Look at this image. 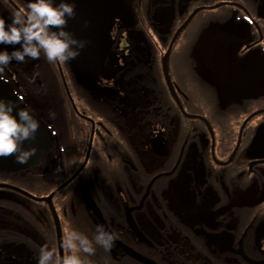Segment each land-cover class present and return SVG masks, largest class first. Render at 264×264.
I'll list each match as a JSON object with an SVG mask.
<instances>
[{"label": "flooded vegetation", "instance_id": "obj_1", "mask_svg": "<svg viewBox=\"0 0 264 264\" xmlns=\"http://www.w3.org/2000/svg\"><path fill=\"white\" fill-rule=\"evenodd\" d=\"M94 1L90 71L41 54L0 79L53 135L0 170V264L97 225L117 239L86 264H264V0ZM30 2L0 0V18Z\"/></svg>", "mask_w": 264, "mask_h": 264}, {"label": "clouds", "instance_id": "obj_2", "mask_svg": "<svg viewBox=\"0 0 264 264\" xmlns=\"http://www.w3.org/2000/svg\"><path fill=\"white\" fill-rule=\"evenodd\" d=\"M75 14L74 4L67 0H31L26 9L12 14L11 22L0 18V44L13 46L12 51L0 50V79H5V69L12 61L23 63L26 57L35 60L43 54L49 63L61 64L75 59L85 46V41L66 30ZM49 115L55 117L54 113ZM38 130L39 121L31 109H17L12 101L0 99V157L14 156L15 163L28 164L37 148H26L24 142L35 139ZM116 239L103 225L96 226L91 238L68 228L62 238L63 254L45 243L38 249L37 264H86L80 253L95 255L98 246L110 250Z\"/></svg>", "mask_w": 264, "mask_h": 264}, {"label": "water", "instance_id": "obj_3", "mask_svg": "<svg viewBox=\"0 0 264 264\" xmlns=\"http://www.w3.org/2000/svg\"><path fill=\"white\" fill-rule=\"evenodd\" d=\"M99 24H100V18L97 19V22L96 20H92L91 23H87L84 20V22L82 23L79 24L76 23V24H72L71 26H68V31H70L75 38H79L78 36H81L79 40L85 41V46L80 50L79 55L74 59V61L77 66H80L83 69L87 68V71H90V68L93 67L92 61H95L103 56L104 45H103V40L100 39V37L104 36L102 35L103 26ZM223 85L226 88L224 90L225 95H229L230 91H232L231 92L232 95L236 94V90L230 89L229 84H227L225 81L223 82ZM4 90L5 89L3 87H0V91H4ZM259 91L263 92L262 90ZM18 104H19V108H25L20 100H18ZM41 127H42L41 131L43 132L41 139L43 138V140H47L50 137L51 132H49V130H47L45 126L41 125ZM39 139L40 137L36 135L35 141H38ZM30 141L31 140H29V142ZM26 142H24V147L27 148L28 143ZM36 145H38V143H36ZM41 147H43V144L36 146L37 148L36 155L33 156L26 165H20L15 163L14 156L0 157V170H4V169L19 170L21 168L27 167L28 165H31L32 163L33 164L37 163L40 156ZM60 252L61 254H63L62 249L60 250Z\"/></svg>", "mask_w": 264, "mask_h": 264}]
</instances>
